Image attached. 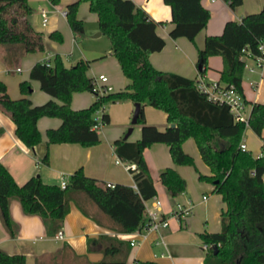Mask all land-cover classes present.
Segmentation results:
<instances>
[{"label":"trees","instance_id":"1","mask_svg":"<svg viewBox=\"0 0 264 264\" xmlns=\"http://www.w3.org/2000/svg\"><path fill=\"white\" fill-rule=\"evenodd\" d=\"M56 5L58 0H48ZM118 0H76L65 5V20L73 35L81 33V21L77 18V7L85 2L90 13L96 15V24L101 35L109 43L110 55L116 59L121 75L127 85L117 92L95 96L87 108L74 111L69 108L71 95L90 92L92 79L86 76L89 63L79 60L65 67L59 56L50 61L37 62L29 70L28 78L38 82L39 90L54 100L42 105H32L28 99L30 85L19 84L22 97L11 99L0 82V109L7 113L15 137L27 148L40 141L36 121L42 117L57 118L60 125L45 133L48 144H77L83 147L97 145V112L103 105L118 101H131L139 105L134 124L140 125V138L136 142L114 140L113 151L117 158L133 168V186L120 183L106 186L80 169L72 172L61 189L58 184L44 183L40 176L32 175L22 184L15 183L6 168L0 163V221L14 236L15 226L9 217L8 202L17 198L26 214H38L47 230L56 231L68 211L67 202L75 194H83L113 223L121 233H131L143 223V201L155 194L152 179L147 172L142 152L154 143L165 144L174 165L193 166V160L182 151V143L193 139L202 162L210 175H198L200 180L211 183L221 197L225 208L220 212V230L199 234L207 245L203 264H264V154L253 158L247 151L239 149L241 136L248 127L257 137L264 128V101L251 104L247 124L232 119L224 105L208 102L195 89V80L178 74L155 70L149 62V54L158 52L164 42L154 34L156 24L143 10L134 8L126 20L114 9ZM231 9L237 8L241 0H221ZM170 9L169 33L171 39L185 38L193 42L195 35L205 26L208 10L200 0H163ZM31 14L28 0H0V46H17L25 55L44 51L42 34L31 28L27 17ZM47 38L61 43L59 32H51ZM264 39V5L257 13L247 14L239 21L225 22L219 36H208L203 49L197 53V64L201 63L199 75L204 74L209 56H219L222 68L219 82L232 85L241 95L242 71L245 52L256 56L258 42ZM148 105L166 115V123L174 125L159 131L144 124L143 106ZM101 125L108 123V116L101 111ZM1 132V130H0ZM264 153V146H262ZM46 156L42 163L46 164ZM158 181L171 196L184 190V179L171 168L159 172ZM81 208L80 206H78ZM83 209V208H82ZM92 240L88 239V242ZM103 245L105 257L93 264H125L124 250L128 243L110 239ZM0 264H26L22 254H7L0 250ZM139 264H157L153 260Z\"/></svg>","mask_w":264,"mask_h":264},{"label":"crops","instance_id":"2","mask_svg":"<svg viewBox=\"0 0 264 264\" xmlns=\"http://www.w3.org/2000/svg\"><path fill=\"white\" fill-rule=\"evenodd\" d=\"M30 1V0H28ZM76 0H58L48 5L61 15L65 5ZM200 5L208 10L209 17L206 26L193 38V42L185 38L171 39L169 33L173 29L170 23V9L163 0H118L114 9L121 19L130 17L132 9L144 11L148 18L156 24L155 36L164 42L158 52L150 53L148 58L151 66L161 72L178 74L190 80L199 76L209 83L219 82V71L222 60L219 56H209L204 74L197 72V53L203 49L204 39L208 36H219L228 20L239 21L247 14L257 13L264 5V0H241L240 5L231 9L221 0H200ZM45 10V9H43ZM47 11V10H46ZM54 11V12H55ZM77 18L84 22H96V15L88 11L85 2L77 7ZM54 18L51 32H59L68 43V47L50 39L54 45L43 43L44 51L34 54H23L17 46H0V82L5 86L7 95L13 100L22 97L19 84L23 81L30 85L29 101L32 105H42L48 100H54L48 94L39 90L38 82L28 78L30 68L37 62L50 61L54 55L59 56L65 67L75 65L79 60L89 63L86 76L95 78L97 75L107 77V84L112 92L121 91L126 81L121 75L116 59L109 49H100L96 44L89 43L87 52L79 49L77 36L68 28L65 16ZM29 22V20H28ZM30 24V22H29ZM31 26V25H30ZM32 28V27H31ZM37 32V31H36ZM89 32L92 39L101 37L96 25ZM83 33L78 35L79 38ZM99 33V36L96 34ZM81 40V44L85 45ZM78 53L73 57L74 49ZM89 59V60H88ZM75 63V64H74ZM242 98L249 113L251 104L264 101V65L256 67L252 58L245 59L242 71ZM122 76V75H121ZM94 101L89 92H79L71 95L69 108L74 111L87 108ZM134 108L131 101H118L108 104L103 112L108 116V123L98 130L97 145L83 147L77 144H48L45 133L48 129H56L60 120L42 117L36 121L40 141L34 147L27 148L14 134L13 124L7 113L0 109V163L6 168L15 183L22 184L32 175L40 176L48 184H58L61 177L68 179L69 175L80 169L84 175L99 180L101 183H120L133 186L132 175L126 169L127 164L117 158L113 151L114 140L127 143L136 142L140 138L141 126L130 124ZM144 124L154 126L159 131L170 125L166 123L164 112L148 105L143 106ZM129 135L123 139L127 130ZM240 144L245 145V151L253 158H260L264 146V128L257 137L248 127H245ZM182 151L193 160V166L173 164L165 144L154 143L142 152L147 172L149 173L155 194L143 201V205L152 208L153 198L160 201V215L165 216L168 224L159 232L134 230L131 233H121L114 229L113 223L83 194H75L74 199L67 202L68 211L60 222L62 237L54 235L56 231L47 230L38 214H26L19 200L10 198L8 202L9 217L15 226L14 236L10 237L7 229L0 221V250L7 254H22L26 264H93L105 257L103 245L110 239H118L128 243L124 250L125 264H139L140 261L153 260L157 264H203L205 250L202 248L200 233H214L220 230V212L225 208L221 197L214 191L211 183L200 180L198 175H210V171L202 162L193 139H186L181 145ZM46 156V164L42 158ZM130 166V165H128ZM171 168L184 179V190L176 196H171L168 190L158 181L159 172ZM204 197V198H202ZM189 208V212L181 217L172 214L176 205ZM80 206L81 208H79ZM83 208V209H82ZM145 219V212L142 213ZM88 239L92 240L88 242ZM134 241L132 245L129 243Z\"/></svg>","mask_w":264,"mask_h":264},{"label":"built area","instance_id":"3","mask_svg":"<svg viewBox=\"0 0 264 264\" xmlns=\"http://www.w3.org/2000/svg\"><path fill=\"white\" fill-rule=\"evenodd\" d=\"M39 16L41 19V26L44 27V25L47 23L48 19V12L43 9H39ZM62 16H65V12L60 11ZM245 52V56H243V60L252 58L255 66L262 67L264 65V39L260 40L258 42L257 48H256V56L251 57L248 55V52H246L244 49L242 50ZM245 66V65H244ZM195 89L199 91V93L203 94L208 102L216 103L219 105H224L228 108L229 113L232 116V119L239 123L247 124V117L248 114L246 109L247 105L245 104L244 99L242 98V95L230 84H222L220 82L216 81H210L209 83L205 82L202 77H198L195 79L194 82ZM93 97L95 96H104L106 94L111 93V88L107 84V77L104 75H97L95 78H92L91 88L90 92ZM103 109L100 108V110L97 112V124L94 126V130H99L102 126L99 122V114L101 113ZM239 149L244 152L245 151V145L240 144ZM133 166H126L127 170L132 169ZM262 180L264 182V174L262 175ZM67 179L64 177H61L58 186L63 189L66 185ZM106 186H112L110 183H106ZM204 198V197H202ZM152 208H147L144 206V212H145V219H143V223L141 224L139 230H142L144 232L148 231H154L159 232L162 228L166 227L168 224V221L166 217L160 215L161 205L160 201L156 198H153L151 202ZM189 212V208L183 207L181 204L176 205L175 211L172 212L174 216L181 217L182 215H185ZM57 238L62 237L61 230H57L56 234L54 235ZM134 241L130 242L129 244L132 245ZM202 248L204 250L207 249V245L205 243L202 244Z\"/></svg>","mask_w":264,"mask_h":264},{"label":"rangeland","instance_id":"4","mask_svg":"<svg viewBox=\"0 0 264 264\" xmlns=\"http://www.w3.org/2000/svg\"><path fill=\"white\" fill-rule=\"evenodd\" d=\"M28 6L30 8L31 14L27 17V20H29L32 29H34L35 31L41 33L42 37L45 36V38H46V35L50 31H52L51 26L53 24L54 18L59 17V19L62 21L61 15L59 16L58 12H56L54 9H52L48 5L46 0H30V1H28ZM39 9H45L48 12L47 23L44 25V27L41 26V19H40L39 12H38ZM80 21H81V27L83 28V33H82L80 38L77 35V37H75L76 38L75 40H76V42L78 44V47H79V49L81 51H82V49L84 51H86L87 52L86 54L88 56V51H89V48H90L89 43L96 44L97 47L100 48V49H105V50L109 49V43H108L107 39L105 38V36L97 37V38H94V39L90 38V37L93 36V34H91V32H89V31L91 29H93V27L95 25L97 27V24H96L95 21H93V22H84V23H83L82 20H80ZM61 36H62V34H61ZM82 39H84L83 41H86V42H84L85 45L81 44V40ZM65 40H67V39H63V37H62L61 43H59V44H63V46L68 47V43H66L67 41L65 42ZM43 43L44 44L47 43L48 45L49 44L50 45H54V43L49 41L48 39L44 40ZM73 49H74V52H73V56H72L71 60L75 61L73 59V57H76L75 55H77V53H78V48L73 47ZM119 76L122 77V79H123V75L121 76L120 73H119ZM126 83H127V81H126ZM107 105L108 104L103 105V108L107 107Z\"/></svg>","mask_w":264,"mask_h":264},{"label":"water","instance_id":"5","mask_svg":"<svg viewBox=\"0 0 264 264\" xmlns=\"http://www.w3.org/2000/svg\"><path fill=\"white\" fill-rule=\"evenodd\" d=\"M96 36H99V33H97ZM196 68H197V72L200 71V69H201V63H198L197 66H196ZM133 108H134V111H133V114H132V117H131V120H130V124H134L135 119H136V117H137V115H138V113H139V110H140L139 105H138L137 103H134V104H133ZM169 127L173 128L174 125H170ZM130 131H131V130H130V128H129V129L127 130L125 136L123 137V139H126V137L129 135V132H130Z\"/></svg>","mask_w":264,"mask_h":264}]
</instances>
